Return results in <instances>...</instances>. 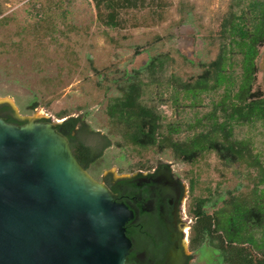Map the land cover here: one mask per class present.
I'll list each match as a JSON object with an SVG mask.
<instances>
[{
  "label": "rangeland",
  "instance_id": "1",
  "mask_svg": "<svg viewBox=\"0 0 264 264\" xmlns=\"http://www.w3.org/2000/svg\"><path fill=\"white\" fill-rule=\"evenodd\" d=\"M232 2L140 0L135 8L119 10V25L110 27L104 22L107 10L93 0H0V103L7 102L18 116L52 123L81 116L90 129L105 133L109 98L117 94L125 74L150 57L166 55L168 72L184 80L201 73L200 63L218 52L221 23ZM252 90L264 97V43L259 46ZM34 101L38 106L30 109ZM162 108L167 114L171 111L167 105ZM103 156L109 166L101 169L100 179L112 173L131 175L164 162L184 182L194 181L185 203L192 221L194 198L249 192L255 174L244 166L236 171L223 166L212 152L189 163L170 148L113 142ZM211 249L208 241L201 249L189 247L191 264H214L216 253Z\"/></svg>",
  "mask_w": 264,
  "mask_h": 264
},
{
  "label": "trees",
  "instance_id": "2",
  "mask_svg": "<svg viewBox=\"0 0 264 264\" xmlns=\"http://www.w3.org/2000/svg\"><path fill=\"white\" fill-rule=\"evenodd\" d=\"M93 1L107 10L104 22L110 27L119 25V10L140 3ZM232 3L221 23L218 52L200 63V74L184 80L168 72L166 55L157 54L120 81L105 107V133L90 129L81 116L64 119L61 127L73 155L98 180L101 169L109 166L103 151L113 142L170 148L189 163L212 152L234 171L238 166L253 169L249 192L194 198L189 247L201 249L208 241L216 253L214 264H264V97L252 90L259 46L264 43V0ZM162 105L171 109L169 114ZM37 106L34 101L29 108Z\"/></svg>",
  "mask_w": 264,
  "mask_h": 264
},
{
  "label": "water",
  "instance_id": "3",
  "mask_svg": "<svg viewBox=\"0 0 264 264\" xmlns=\"http://www.w3.org/2000/svg\"><path fill=\"white\" fill-rule=\"evenodd\" d=\"M17 117L0 118V264H125L128 205L80 164L60 121Z\"/></svg>",
  "mask_w": 264,
  "mask_h": 264
},
{
  "label": "flooded vegetation",
  "instance_id": "4",
  "mask_svg": "<svg viewBox=\"0 0 264 264\" xmlns=\"http://www.w3.org/2000/svg\"><path fill=\"white\" fill-rule=\"evenodd\" d=\"M0 118L18 125L27 122L19 119L6 102L0 103ZM63 121L54 123V128L65 136ZM101 181L116 201L133 212L125 225L130 240L125 264H191L194 256L187 251L193 221L185 208L190 185L173 172L170 164L158 162L121 180L107 174Z\"/></svg>",
  "mask_w": 264,
  "mask_h": 264
}]
</instances>
